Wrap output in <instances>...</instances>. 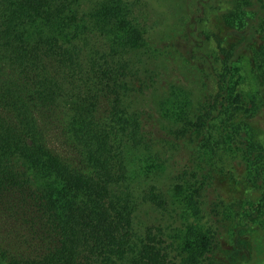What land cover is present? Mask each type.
Segmentation results:
<instances>
[{"label":"trees","instance_id":"obj_1","mask_svg":"<svg viewBox=\"0 0 264 264\" xmlns=\"http://www.w3.org/2000/svg\"><path fill=\"white\" fill-rule=\"evenodd\" d=\"M211 1L0 0V264H200L229 194L260 217L211 83L232 116L264 107L240 88L264 77V0L206 53L189 16Z\"/></svg>","mask_w":264,"mask_h":264},{"label":"rangeland","instance_id":"obj_2","mask_svg":"<svg viewBox=\"0 0 264 264\" xmlns=\"http://www.w3.org/2000/svg\"><path fill=\"white\" fill-rule=\"evenodd\" d=\"M238 5L239 0L211 1L209 6L212 7L207 10L205 20H202V14L194 9L193 15L189 17L191 20L195 19L197 28L206 31L210 37L201 51L208 53L207 46L216 51L215 33H218L220 27L224 28L225 17ZM252 74V71L247 69L245 84L240 87L247 93L245 102L250 103L253 97L261 96L264 104V77L256 79ZM211 86L214 87L212 115L222 113L219 117V131L216 133L221 139L220 142L227 150L229 159L235 162L239 170H248L251 186L264 191V107L256 106L258 113L250 114L253 111L251 109L250 113L232 116V102L218 93L215 85L211 83ZM232 195L229 194L226 199L227 225L218 231L219 237L200 264H264V209L259 213L260 217L243 219L239 216L244 212L242 196L237 195L231 199Z\"/></svg>","mask_w":264,"mask_h":264}]
</instances>
